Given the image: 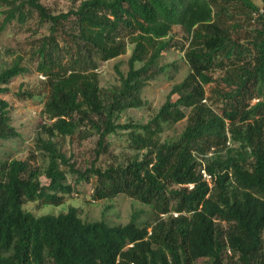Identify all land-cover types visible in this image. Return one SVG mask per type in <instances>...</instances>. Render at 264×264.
Wrapping results in <instances>:
<instances>
[{"label": "trees", "instance_id": "1", "mask_svg": "<svg viewBox=\"0 0 264 264\" xmlns=\"http://www.w3.org/2000/svg\"><path fill=\"white\" fill-rule=\"evenodd\" d=\"M261 3L83 0L54 13L40 0H0L1 28L37 17L32 57L46 80L43 114L51 121L40 127L46 136L37 146L47 157L43 171L30 157L0 160V264H264ZM45 25L47 33H39ZM174 29L185 35L187 46L168 38ZM129 45L128 71L119 73V86L100 88L96 63L124 55ZM173 48L184 51L186 77L146 124H119L124 111L145 105L143 89L163 71L158 63ZM27 72L19 61L0 69V94ZM8 108L0 100V140L17 136ZM183 120L176 139H160L165 126ZM82 125L84 138L94 134L97 141L94 161L80 171L58 139ZM119 132L142 154L98 165L109 153L108 137ZM211 149L214 155L205 160L213 177L209 188L196 157ZM90 181L94 199L124 194L152 209V223L137 224L135 213L126 225L110 226L83 222L76 207L40 217L23 209L27 203L61 205Z\"/></svg>", "mask_w": 264, "mask_h": 264}, {"label": "rangeland", "instance_id": "2", "mask_svg": "<svg viewBox=\"0 0 264 264\" xmlns=\"http://www.w3.org/2000/svg\"><path fill=\"white\" fill-rule=\"evenodd\" d=\"M41 3L54 13L65 12L76 7L83 0H40ZM261 7V0H251ZM2 17H0V69L7 68L15 61L28 68L24 75L17 76L7 85V92L0 94V100H5L9 105L10 125L17 133V136L8 140H0V160H25L30 157L31 164L43 171L47 165V157L37 149L40 141H46V136L41 131V125L49 124L51 121L43 114V104L48 95L46 80L36 71L35 58L32 57L34 36L37 30L36 15L28 18L24 24L19 25L13 22L1 28ZM38 32V31H37ZM39 33H47V25L39 29ZM173 43L187 46L185 35L174 29L168 36ZM132 45H129L124 55L116 59L96 63L99 87L111 91L119 86V73L125 75L128 71V59ZM159 66L164 67L163 71L156 78L148 83L143 89L142 99L145 105L138 109L124 111L118 120L119 124L138 123L146 124L157 113L158 109L165 102L172 86L181 82L189 72L188 64L184 58V51L173 48L168 50L159 61ZM140 65L136 64V68ZM218 73V72H217ZM216 76V74H214ZM208 87L206 90L208 92ZM252 100L251 103H255ZM185 128V120L165 126L160 134V139L174 140ZM86 128L82 125L74 135L64 139L59 138L61 150L66 157L71 158L75 168L82 171L88 168L94 161L97 136L86 135ZM110 143L109 153L99 158L98 165L106 167L110 164L126 163L142 152H135L130 147L128 135L125 132L108 137ZM231 148L237 149V144H231ZM228 147V148H230ZM226 149H223V152ZM200 155V159L208 160L211 156ZM72 180V177L69 176ZM40 181L46 184V179L41 176ZM90 183L80 184L74 189L73 194L66 197L61 205L38 206L36 203H27L23 209L29 211L36 217L43 215H58L66 213L69 207H76L78 215L83 222L91 223L104 221L110 226H124L130 222L132 214H137L136 223L139 225L150 224L153 221L152 209L138 201L119 194L112 199L96 200L93 198V185ZM202 260L198 261L201 262Z\"/></svg>", "mask_w": 264, "mask_h": 264}, {"label": "built area", "instance_id": "3", "mask_svg": "<svg viewBox=\"0 0 264 264\" xmlns=\"http://www.w3.org/2000/svg\"><path fill=\"white\" fill-rule=\"evenodd\" d=\"M226 145L230 146L229 140H227ZM212 153H213V149H211V151L208 153V156H211ZM196 158H197V161L200 163L199 172L201 175V179L203 182H205L208 185L209 188H211L212 184H213V177L205 169L204 160L200 159V157H196ZM188 187L191 188L192 185H188ZM170 215H172L173 217H177L178 215H182V214L176 213V212H171ZM161 217H165V215H161Z\"/></svg>", "mask_w": 264, "mask_h": 264}]
</instances>
